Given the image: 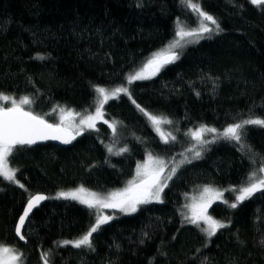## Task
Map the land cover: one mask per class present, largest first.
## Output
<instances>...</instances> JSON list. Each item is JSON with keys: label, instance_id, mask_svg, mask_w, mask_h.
Segmentation results:
<instances>
[{"label": "trees", "instance_id": "16d2710c", "mask_svg": "<svg viewBox=\"0 0 264 264\" xmlns=\"http://www.w3.org/2000/svg\"><path fill=\"white\" fill-rule=\"evenodd\" d=\"M193 2L221 31L213 25L155 77L127 84L178 28L200 21L182 0H0L1 95L27 97L25 111L56 125L54 108L86 113L94 108L96 87L128 89L103 106L115 130L101 123L71 143L18 145L9 156L23 187L0 177V246L15 251L21 264H44V253L48 264H264V190L229 206L236 202L232 189L246 187L253 173L264 177V127L246 125L239 142L208 136L211 142L200 145L189 136L201 126L221 131L264 119V7L250 0ZM137 105L171 121L168 143ZM193 151L200 157L179 166L162 202L100 226L91 248L62 244L84 235L95 216L80 203L56 198L58 192L120 189L147 154L169 160ZM202 186L229 190L226 202L207 209L226 225L210 238L181 211ZM35 194L47 200L26 222L23 245L15 226Z\"/></svg>", "mask_w": 264, "mask_h": 264}, {"label": "snow or ice", "instance_id": "6c2138e0", "mask_svg": "<svg viewBox=\"0 0 264 264\" xmlns=\"http://www.w3.org/2000/svg\"><path fill=\"white\" fill-rule=\"evenodd\" d=\"M182 2L189 8L197 13L200 18V23L197 28L191 30H185L184 28H178L176 36L180 37L181 40L185 37H197L202 38L203 34L210 33L213 31L208 24L215 25V30L217 32L221 31L217 20L201 9L199 3H194L193 0H182ZM250 3L257 7H264V0H250ZM207 22V23H206ZM190 41V42H198ZM182 47L180 40L174 41L170 46L169 50L165 53H157L153 58L144 65V69L137 72L135 75L128 77V82L132 83L135 80L148 79L151 76L156 75L160 69L169 63H173L175 60L179 59V55L175 52L170 51L171 48ZM95 91L98 93L100 99L98 101L95 114L89 115L80 121V124L86 128H94L95 121L97 119H102L103 117V106L107 103L109 99L116 98L120 93H128L127 88L118 87L111 92L102 87H96ZM4 100H8L9 97H0ZM30 101L27 97H24L17 103L15 100L12 101L11 107H0V177L10 182H16L15 169L9 167L8 158L14 152L16 146L32 145L38 140H60L64 144L71 143V140L75 139L76 135L80 134L82 129H77L75 135H72L68 128L71 127L69 124H65V118L61 117V125H54L48 123L44 118L34 115L31 111H25L23 105L29 104ZM135 103V101H133ZM137 107L141 112L148 117V119L153 124L157 133L160 134L161 140L164 143L169 142V136H166L160 129V124H168L171 121L151 115L144 111L143 108ZM71 116V113H68ZM246 125H257L264 127V119H245L240 123H234L226 127L220 136L227 140H233L239 142L242 136V130ZM114 129V125H109ZM205 132L215 133L216 129L201 126L200 128L192 131L191 137L198 144L204 145L210 143L211 141H206L202 139ZM172 140H175L174 136H171ZM112 149L109 148V152ZM126 151V149H122ZM201 153L196 151L194 153V158H199ZM190 162V161H182ZM167 167L165 161L160 158L153 157L149 154L147 160L137 166V178L129 182V187L123 192L110 193L108 197H100L96 193L86 192L84 188H79L73 192L58 194L59 197L71 198L78 200L80 203L85 204L89 208H117L124 213H132L137 211V206L140 204L151 203L153 200L157 202L161 201V192L164 187L167 186L166 181L172 178V175L177 171L176 167L171 169V173L164 176V170ZM264 173V168L259 170ZM23 187V185H21ZM264 190V177L256 178L255 173L249 178V183L246 187H241L236 196V203H231L229 206L236 208L239 203L249 199L254 193ZM222 193L216 192L214 189L206 187L200 198L201 203L198 205H193V215L190 218V222L198 223L199 220H203L207 225L202 231L210 238L214 236L217 231L221 228L226 227L225 224L213 219L206 215V210L208 204L211 202L213 196L219 198ZM47 199L43 195H33L29 198L27 206L24 208L23 214L19 217V222L16 225V234L21 240L24 236L21 234V229L25 224V220L29 217V213L34 207H36L41 201ZM198 209V211H197ZM112 217L98 215L90 229L82 235L80 238L74 241H63L64 245L69 243L75 248H81L86 246L91 248V237L92 234L97 232L102 224H106ZM48 254L44 253L42 255V260L44 264H48ZM21 257L14 254L13 250L0 246V264H19Z\"/></svg>", "mask_w": 264, "mask_h": 264}, {"label": "rangeland", "instance_id": "374dc122", "mask_svg": "<svg viewBox=\"0 0 264 264\" xmlns=\"http://www.w3.org/2000/svg\"><path fill=\"white\" fill-rule=\"evenodd\" d=\"M199 19H200V18H199ZM199 23H200V21L198 20L196 26H194V27H192V28H188V27L184 26V29H185V30H191V29L197 28L198 25H199ZM206 23H207V22H206ZM178 26H179V25H178ZM208 26H209L210 28H212L213 25L209 23ZM203 35H204V34H203ZM202 37H203V36H202ZM197 39H198L197 37H185V38H183V39L181 40L180 37L175 36L174 40H173L170 44H168V45L165 46L164 48L159 49L158 51L154 52V54L151 55L141 67H139V68H138L136 71H134L132 74L128 75V77H129V76H132V75H135L137 72H140L142 69H144V65L149 61V59L153 58V56H154L155 54H157V53H165V54H166L167 50H169V46H170L174 41H176V40H180V43H181V45H182V47H176V48H171V49H170V51L176 53V52H180V51H181L186 45L196 43V42H190V41H196ZM200 39H201V38H199L198 41H199ZM160 70H161V69H160ZM159 72H160V71H159ZM159 72H158V73H159ZM158 73H157V74H158ZM157 74H156V75H157ZM156 75L151 76V78L155 77ZM128 77H127V79H126L127 84L129 83V82H128ZM151 78H148V79H151ZM140 80H145V79H140ZM140 80H135V81H140ZM135 81H133V82H135ZM120 87H123V86H120ZM116 88H118V87H115V88H105V89L108 90L109 92H111L112 90H114V89H116ZM123 88H127V87L124 86ZM122 94H124V93H120L119 95H122ZM119 95H118V96H119ZM2 96H4V95H0V97H2ZM118 96H117V97H118ZM7 97H8V96H7ZM117 97H116V98H117ZM99 99H100V97H99L98 93L96 92V100H95L94 108H93L92 111L90 110L89 112H86V113H79V112H75V111H73V110L66 109V108H59V107L54 108L53 111H52V113L56 115V118H57V120H58V122H57L56 125H61V117L63 116V117L65 118V124H69V125H71V127L68 128V131H69L72 135H75L77 129H82V130L80 131V133L83 132L84 130H95V129L97 128V125H98V124H101V123L106 124L108 127H109L110 124L115 126V124H114L113 122H107V121H105L104 112H103V117H102V119H97V120L95 121V127H94V128H86V127H83V126L80 124V121H81L82 119H84L85 117H87V116H89V115H94V114H95V110H96V107H97V104H98ZM112 99H115V98H112ZM13 100H15L17 103H19L21 99L17 100V99H13V98L9 97L8 100H4V99L0 98V104H1V106L7 104L8 107H11V106H12V101H13ZM109 100H111V99H109ZM109 100H108V101H109ZM27 105H28V104L23 105V108H26ZM102 111H103V109H102ZM69 112L71 113V116H70V117L68 116V113H69ZM150 122H151V121H150ZM151 125H152V127L154 128V126H153L152 123H151ZM165 127H166V124H164V123L160 124V129H161V131H162L166 136H168V133L166 132ZM109 128L113 131V128H112V127H109ZM198 128H200V127H198ZM198 128H196V129H198ZM196 129H193V130H191V131L189 132V136H190L191 139H192V137H191V134H190V133H191L192 131H195ZM154 130H155V128H154ZM223 130H224V129H223ZM223 130H221V131H216L215 133L205 132V133L203 134L202 139H205V137H208V136H209V137H213V136L217 137V136H220V133H222ZM155 131H156V130H155ZM156 133H157V131H156ZM157 134H158V136L160 137V134H159V133H157ZM76 136H77V135H76ZM76 136H75V137H76ZM160 138H161V137H160ZM192 140H193V139H192ZM193 141L196 142L195 140H193ZM196 143H197V142H196ZM121 151H122V150H120V151H115L114 153H115V154H118V153H120ZM148 156H149V154H147V155L144 157V159H142L141 161H139V162L136 164V167H135V169H134L133 176L131 177V179H129V181L127 182V184H126L124 187H122V188H120V189H116V190L106 191V192H98V193H97V192H92V193H96L98 196H100V197H105V198H106V197L109 196L110 193H119V192H123L125 189H127V188L129 187V182H130V181H133L134 179L137 178V166L143 164V163L147 160ZM152 156H153V155H152ZM153 157L160 158V159H163V160L165 161L167 167L165 168L163 175H164V176H167V175H169V174L171 173V169H172L173 167H176L177 170H178V169H179V166H180V167L182 166V163H181L182 161H185V160L189 161V160L193 159V158H194V151L192 152V154H183V155L180 156V157H175V158L173 157V158H171V159H169V160H166V159H164V158L157 157V156H153ZM184 163H185V162H184ZM9 167H10V166H9ZM15 177H16V172H15ZM172 177H173V175H172ZM169 181H170V180H167L166 183L168 184ZM13 183H14L15 185L21 186L20 183L17 181V179H16V182H13ZM206 187L211 188V189H214L216 192L222 193V195H221L219 198H217V197H215V196L212 197L211 202L208 204L207 209L209 208L210 205H212V204H214V203H217V202H218V203H220V202H226V200H227V199H226V193L229 191V190L224 189V188L219 189V188H214V187H210V186H202V187H200L199 189H197V190L191 192V193L188 195V197L186 198V200H185V202H184V204H183V207H182V209H181V211H182V215H183L184 219L187 220L189 223H191V224H195V225H197V227H198V226L201 227V231H202L203 228H206V227H207V225L204 223V221H203V220H199L198 223H192V222H190V218H191L192 215H193V209H192V206H193V205H198V204L201 203L200 198H201V196H202V194H203V192H204V189H205ZM164 188H165V187H164ZM77 189H79V188L71 189V190H66V191H62V192H64V193H68V192H73V191H75V190H77ZM85 190H86V189H85ZM163 190H164V189H163ZM238 190H239V189H232V190H231L233 193H235V197L239 194ZM86 192H91V191L86 190ZM162 192H163V191H162ZM162 192H161V198H162ZM59 193H61V192H58V194H59ZM58 194L56 195V198L65 199V200H71V201H75V202H77V203H80L78 200H74V199H71V198H63V197H59ZM161 200H162V199H161ZM151 203H160V202H157V201L153 200ZM234 203H236V202H234ZM80 204H82V203H80ZM147 204H149V203H147ZM82 205H84L85 207H87L85 204H82ZM142 205H145V204H140V205H138V206H137V210H138L139 207H141ZM87 208H89V207H87ZM89 209H92V210H93V213H94V216H95V219H94V223H93V224H95V221H96V218H97L98 215L110 216V217H112L111 220H113V219H116V218H118V217H120V216L131 215V214L135 213V212H132V213H124V212H121V211H120L119 209H117V208H107V207H105V208H89ZM197 211H198V209H197ZM206 215H207V216H210V215L208 214L207 210H206ZM210 217H211V216H210ZM111 220H109L108 222H110ZM108 222H107V223H108ZM93 224H92V225H93ZM102 225H104V224H102ZM102 225H101V226H102ZM202 232L206 235V233H205L204 231H202ZM206 236H207V235H206ZM207 237H208V236H207ZM62 244H63V243H62ZM67 245H71V246H72L71 243H69V244H67ZM9 249H10V248H9ZM11 250H12V249H11ZM13 252H14V254L18 255L15 251H13ZM18 256H19V255H18ZM19 264H21L20 261H19Z\"/></svg>", "mask_w": 264, "mask_h": 264}, {"label": "water", "instance_id": "95a60500", "mask_svg": "<svg viewBox=\"0 0 264 264\" xmlns=\"http://www.w3.org/2000/svg\"><path fill=\"white\" fill-rule=\"evenodd\" d=\"M169 64H170V63H169ZM169 64H166V65H169ZM166 65H164V66H166ZM44 142H50V143H53V144H55V145H59V146H61V145H65V144L62 143L60 140H38L35 144H32V145H36V144L44 143ZM35 195H37V194H35ZM39 195H43V196L47 197V196L44 195V194H39ZM28 200H29V199H28ZM28 200L26 201V204L24 205V208L27 206V202H28ZM46 200H47V199L41 201L36 207H34V208L32 209V211L29 213V217L25 220V224H26V222L28 221V219L31 217V215L34 213V211H36L40 206H42V205L46 202ZM24 208H23V211H24ZM23 211H22L21 215L23 214ZM18 222H19V218H18V220H17V223H18ZM17 223H16V225H17ZM25 224H24V226H23L22 229H21V234L23 233V229H24V227H25ZM15 229H16V226H15ZM14 232H15V236H16V238L19 240V242H20L21 244L25 245V244H26V241H25L24 239L21 240L20 237L16 234V231H14Z\"/></svg>", "mask_w": 264, "mask_h": 264}, {"label": "flooded vegetation", "instance_id": "af4514ba", "mask_svg": "<svg viewBox=\"0 0 264 264\" xmlns=\"http://www.w3.org/2000/svg\"><path fill=\"white\" fill-rule=\"evenodd\" d=\"M1 95V94H0ZM5 96V95H4ZM1 107H4V108H7L8 107V105L7 104H5V105H3V106H1Z\"/></svg>", "mask_w": 264, "mask_h": 264}]
</instances>
